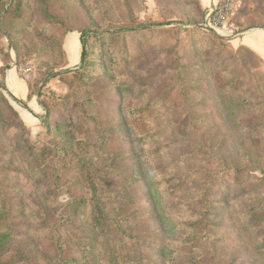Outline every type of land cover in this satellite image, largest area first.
<instances>
[{"label":"rangeland","instance_id":"obj_1","mask_svg":"<svg viewBox=\"0 0 264 264\" xmlns=\"http://www.w3.org/2000/svg\"><path fill=\"white\" fill-rule=\"evenodd\" d=\"M231 1L238 31L264 27V0ZM200 17L196 0H0V264H264V65ZM140 25L157 26L112 34ZM11 68L43 105L35 131Z\"/></svg>","mask_w":264,"mask_h":264},{"label":"crops","instance_id":"obj_2","mask_svg":"<svg viewBox=\"0 0 264 264\" xmlns=\"http://www.w3.org/2000/svg\"><path fill=\"white\" fill-rule=\"evenodd\" d=\"M204 11H207L212 0H198ZM243 40L236 42V46H243L264 65V30L251 29L243 37ZM80 36L77 31L68 32L62 42V51L66 59V69L71 70L78 67L80 63ZM4 85L7 95L12 100L13 108L17 112L28 130H37L38 118L41 112V105L37 97L29 96L28 83L21 79L14 68L4 73ZM18 103H17V102Z\"/></svg>","mask_w":264,"mask_h":264},{"label":"built area","instance_id":"obj_3","mask_svg":"<svg viewBox=\"0 0 264 264\" xmlns=\"http://www.w3.org/2000/svg\"><path fill=\"white\" fill-rule=\"evenodd\" d=\"M234 5L231 0H215L212 2L204 22L201 26L222 39H237L247 32L238 31L233 25ZM30 69L24 71L25 80H28Z\"/></svg>","mask_w":264,"mask_h":264},{"label":"trees","instance_id":"obj_4","mask_svg":"<svg viewBox=\"0 0 264 264\" xmlns=\"http://www.w3.org/2000/svg\"><path fill=\"white\" fill-rule=\"evenodd\" d=\"M196 4H197V7H198V10H199L200 16H201V17H200V21L197 23V26H196V27H197V30H198V31H204V32H206V33H211V32L207 31L206 29H204V28L201 26V24L204 22V18H205V16H206L207 13H208V10H207V11H204V10L202 9L201 4H200V2H199L198 0H196ZM156 26H157V25H155V26H154V25H153V26H143V25H140V26L135 27V28L119 29V30L113 32L112 34H115V33H117V34H126V33H132V32H138V31H144V30H150V29L154 30ZM198 31H197V32H198ZM68 32H70V31H67L66 33L63 34L62 39H61V45H60V50H61V52H62L63 60H64V63H65V64H66V59H65V55H64V53H63V51H62V42H63L64 36H65ZM78 34H79V36H80V45H81V48H83V51H82V49H81V53H80V63H79V65H78V66L81 65V67L79 68V72L82 73V69L88 64L89 50H88V47H87V41H85V40L83 39V33H79V32H78ZM212 34H213V33H212ZM104 36H109V35L104 33V34L102 35V37H104ZM218 39H220V41L227 40V39H222V38H218ZM238 49L247 52L249 55H253V54L251 53L250 50H248L247 48H245V47H243V46H239ZM67 73H69V71H65V74H67ZM3 76H4V75H2V79H1V84H2V85H1L2 87H1V88H2V90H3L5 93H7V92H6V89H5V85H4V77H3ZM57 76H58V74H52V75H49V77H51V78H53V77H57ZM47 78H48V77H47ZM47 78H46V79H47ZM46 79H45V80H46ZM45 80H44V81H45ZM44 81H42L41 84L44 83ZM28 88H29V96H33L32 93H31V90H30L29 84H28ZM39 95H40V94H39ZM2 99H3V101L8 105L6 99H4V97H3ZM16 102H17V101H16ZM17 103H18V102H17ZM40 105H42V104L40 103ZM42 106H43V105H42ZM9 109H11V111L14 113V115L18 118L20 125H21L22 127L26 128V126L24 125V123L22 122V120L19 118V116H18L17 112L15 111V109H14L13 107H11L10 105H9ZM2 118H3V117H0V121L2 120ZM91 199L93 200V195H92ZM92 212L94 213V216H96L95 218H98V216H100L101 209L95 204L94 207L92 208ZM96 222H97V221H96ZM2 244H3V242L0 241V246H1ZM112 259H113V258H111L110 260H108V262L110 263V262L112 261Z\"/></svg>","mask_w":264,"mask_h":264},{"label":"water","instance_id":"obj_5","mask_svg":"<svg viewBox=\"0 0 264 264\" xmlns=\"http://www.w3.org/2000/svg\"><path fill=\"white\" fill-rule=\"evenodd\" d=\"M258 29H262V30H264V27H262V28H258ZM82 51H83V48H82Z\"/></svg>","mask_w":264,"mask_h":264}]
</instances>
